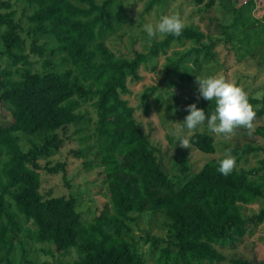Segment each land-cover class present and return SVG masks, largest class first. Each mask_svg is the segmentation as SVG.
<instances>
[{"label":"trees","instance_id":"16d2710c","mask_svg":"<svg viewBox=\"0 0 264 264\" xmlns=\"http://www.w3.org/2000/svg\"><path fill=\"white\" fill-rule=\"evenodd\" d=\"M165 1L148 0L145 11ZM202 1L196 0L197 4ZM24 2L26 27L16 19L13 3L0 0V55L14 68H0V102L11 116L10 122L0 124V264H14L16 249L18 264H32L26 239L50 244L58 253L74 250L77 259L70 264H151L132 236L129 215L133 213H159L170 222L176 251L164 247L155 255L158 239L148 236L145 240L152 243L154 264H264L256 256H226L222 251L247 235V223L255 227L263 221L264 211L247 219L244 209L264 197V169L241 168L236 159L232 173L224 176L218 172L224 157L206 162L196 172H187L185 166L182 175L167 176L136 122L135 108L124 97L128 84L142 80L141 68L161 51L165 54L168 47L189 42L182 57L205 66L214 59V43H202L204 35L189 26L179 37L167 35L149 54L118 56L106 40L120 25V1ZM29 54L43 59L41 71L32 70ZM55 56L58 62L52 65ZM175 65L171 62L169 67ZM154 92L148 87L140 94L138 106L143 113L148 112V97ZM248 97L256 119L264 116V106L256 107L259 100ZM87 104L88 118L82 112ZM82 122L92 125L113 210L103 209L86 223L73 196L41 192L42 173L66 176L64 163L48 160L61 144L57 135L49 138L48 133ZM17 134H44V140L23 151ZM255 134L264 136V126L257 127ZM189 139L202 154H215L210 133L195 132ZM40 160H46L43 167Z\"/></svg>","mask_w":264,"mask_h":264},{"label":"rangeland","instance_id":"374dc122","mask_svg":"<svg viewBox=\"0 0 264 264\" xmlns=\"http://www.w3.org/2000/svg\"><path fill=\"white\" fill-rule=\"evenodd\" d=\"M16 10V19L26 27L24 14L27 11L24 0H10ZM103 0H96L97 3ZM122 3L123 14L120 25L114 27V32L107 38V46L118 56H133L136 52L149 54L150 48L162 41L167 35H158L150 38L144 26L156 24L163 15L178 14L185 27L193 26L202 33V43H214L211 52L214 59L205 66H195L192 59L183 58L190 47L189 42L184 45H172L166 53L160 52L146 67H142V80L128 84V93L124 95L129 104L135 108V119L142 132L148 136L149 142L156 150V155L162 170L167 176L175 178L182 175V167L187 172L198 171L210 160H220L225 157L227 150L239 159V167L244 169H264V136L255 134L257 127L264 126V116L255 119V130L251 136L244 128L236 129V134L229 137L216 135L205 125L198 127L195 132H208L214 137L215 154H202L194 148L180 147L182 138H189L188 130L183 124L189 114L186 107L196 104L198 109L205 111L206 116L215 110V101H206L199 97L197 78H206L222 74L228 81L242 87L248 96L259 100L257 108L264 106V0H203L197 4L196 0H166L163 5L156 6L149 12L145 11L148 0H118ZM210 7H206L208 2ZM0 12L3 10L0 9ZM43 41L40 42V44ZM25 53H29L28 47ZM48 58V57H45ZM33 71L42 70L43 59L29 54ZM52 65L58 62L57 57L51 58ZM171 62L176 65L170 68ZM9 61L0 55V68H11ZM229 67V68H228ZM228 73V78L225 74ZM148 87L155 92L150 94L149 110L143 113L139 108L140 94ZM89 104L82 107L86 118L90 115ZM11 121L8 108L0 102V124ZM179 123V124H177ZM57 135L61 144L48 159L65 164V179L61 172L56 175L42 173V193L51 191L52 196L71 195L76 200V210L82 222H89L100 211L106 209L112 213L107 185L96 155L92 125L82 122L79 125H70L55 132H49L48 137ZM193 135V134H192ZM191 135V136H192ZM190 136V137H191ZM18 143L23 151L31 147V143L40 145L44 134L24 136L17 134ZM249 150L248 152H245ZM82 151L77 156V152ZM174 153V154H173ZM184 162V164L182 163ZM43 167L46 160H40ZM264 211V197L256 203L247 206L244 214L247 219L254 218ZM129 226L132 236L137 240L138 247L147 263L154 264L155 256L150 258L153 246L150 238L158 239V250L169 247L176 251L174 240L169 231V220L159 213L130 214ZM247 223V235L238 243L225 247L226 256H256L264 261V219L257 225ZM31 226V225H30ZM250 230L253 234H250ZM28 260L32 264H70L77 259L74 250L58 253L50 244H38L26 239ZM19 250H15L14 264H18ZM220 264H228L223 262Z\"/></svg>","mask_w":264,"mask_h":264},{"label":"clouds","instance_id":"9594fccd","mask_svg":"<svg viewBox=\"0 0 264 264\" xmlns=\"http://www.w3.org/2000/svg\"><path fill=\"white\" fill-rule=\"evenodd\" d=\"M185 24L178 14L163 15L156 24H146L144 30L150 38L158 35H172L179 37ZM196 83L199 88V97L206 101H215V110L211 115L198 109L196 104L188 105L185 109L189 114L185 117L183 125L188 130L190 137L198 127L207 125L210 132L216 135L231 137L236 134V129L244 128L251 136L255 130L254 121L256 110L249 102L248 94L235 83L228 81L222 74L197 78ZM264 93H257V96ZM179 124V123H177ZM180 147L191 148L189 138L180 140ZM174 154V153H173ZM236 167V158L231 155V150H227L225 158L219 162L218 172L224 176L232 173Z\"/></svg>","mask_w":264,"mask_h":264}]
</instances>
